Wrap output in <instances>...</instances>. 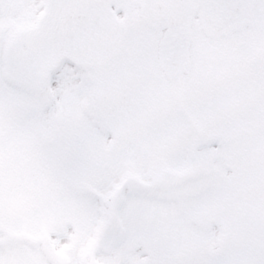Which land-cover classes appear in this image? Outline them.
Wrapping results in <instances>:
<instances>
[{"label": "snow or ice", "instance_id": "snow-or-ice-1", "mask_svg": "<svg viewBox=\"0 0 264 264\" xmlns=\"http://www.w3.org/2000/svg\"><path fill=\"white\" fill-rule=\"evenodd\" d=\"M0 264H264V0H0Z\"/></svg>", "mask_w": 264, "mask_h": 264}]
</instances>
